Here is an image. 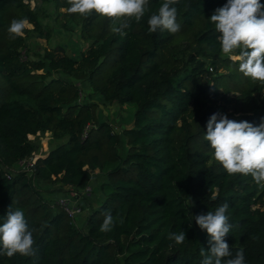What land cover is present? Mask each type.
I'll return each instance as SVG.
<instances>
[{"label":"trees","instance_id":"1","mask_svg":"<svg viewBox=\"0 0 264 264\" xmlns=\"http://www.w3.org/2000/svg\"><path fill=\"white\" fill-rule=\"evenodd\" d=\"M162 2L149 0L139 22L121 20L113 31L94 10L68 13L64 0L60 26L77 25L88 45L76 56L52 50L30 58L22 50L26 27L19 35L8 27L24 20L47 36L37 6L0 0V217L9 206L23 210L35 239L33 254H0V264H201L209 236L194 217L225 202L232 256L243 250L245 264H264V189L250 175H229L204 139L210 116L223 114L218 99L242 114L237 121L259 125L264 113L253 111L264 108V83L245 77L219 48L209 17L226 0H179V31L149 32ZM82 88L132 104V124L117 131L98 119ZM44 131L59 141L18 166L35 147L27 135ZM94 168L103 176L101 198L78 228L45 193L50 181L81 185ZM108 213L115 224L101 232ZM181 230L183 243L167 238Z\"/></svg>","mask_w":264,"mask_h":264},{"label":"clouds","instance_id":"2","mask_svg":"<svg viewBox=\"0 0 264 264\" xmlns=\"http://www.w3.org/2000/svg\"><path fill=\"white\" fill-rule=\"evenodd\" d=\"M178 3L179 0H163L147 20L149 32L157 29L171 33L179 31L177 8L174 6ZM68 4V13L88 17L94 10L113 21V31H120V27L115 26L117 22L125 19L139 22L148 11L149 0H68ZM209 19L218 33L216 40L221 52L228 56L236 53L234 61L238 70L245 77L264 83V4L260 0H226ZM23 28V20L13 19L8 32L19 35ZM261 119L262 122L254 126L246 120L237 121L225 114L214 113L207 122L204 139L212 149L213 158L229 175H250L258 187L264 189V118ZM228 208L225 202L214 211L194 217L199 228L209 236V248H200L201 264H245L243 250H237L233 257L225 240L231 229L226 215ZM0 219V254L8 257L17 253L24 256L33 254L35 239L24 211L9 206ZM114 224L113 216L108 213L100 231H110ZM167 238L181 244L186 236L181 230L170 232Z\"/></svg>","mask_w":264,"mask_h":264},{"label":"rangeland","instance_id":"3","mask_svg":"<svg viewBox=\"0 0 264 264\" xmlns=\"http://www.w3.org/2000/svg\"><path fill=\"white\" fill-rule=\"evenodd\" d=\"M31 6L36 5L39 11L38 20L42 25L43 31H47V36L37 33L32 30L30 23L24 21V26L27 31L24 35V48L22 49L25 55L30 58L43 57L46 52L57 51L76 56L80 50H83L88 45V40H84L79 36L78 26L73 23H67L66 27L60 26L59 13L64 10V0H27ZM236 54L230 56L234 59ZM224 70V67H219ZM220 93V92H219ZM264 94V90L262 91ZM81 98L91 99L96 102L95 114L98 119H104L110 122L113 128L120 131L122 127H127L132 124L133 105L127 102L119 103L117 101H103L96 93H89L87 88H82ZM220 111L229 119H238L241 113L232 112L229 103L222 99H218ZM221 108H224L221 110ZM253 112L264 113V108H258ZM28 138L33 140L34 150L29 157L21 159L17 165L25 166L28 162L34 160L37 156L42 155L50 146L54 145L59 140L51 138L49 131L28 134ZM122 147H120L121 149ZM123 148L121 149V151ZM90 178L78 186H70L65 189L62 187L56 188L49 180L51 190L46 191L45 195L54 200L57 196H66L71 203H75L78 207V212L72 217L74 225L80 228L83 225L85 214L92 207L97 205L101 198L98 191V183L102 179V173L96 168L90 170Z\"/></svg>","mask_w":264,"mask_h":264},{"label":"built area","instance_id":"4","mask_svg":"<svg viewBox=\"0 0 264 264\" xmlns=\"http://www.w3.org/2000/svg\"><path fill=\"white\" fill-rule=\"evenodd\" d=\"M33 161L34 160L28 162L25 166L23 165L22 167H28L32 164ZM53 201L54 203L59 205L70 217L75 215L79 210L78 207L75 206V203H71V200H69L66 196L59 195Z\"/></svg>","mask_w":264,"mask_h":264}]
</instances>
